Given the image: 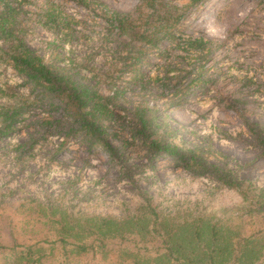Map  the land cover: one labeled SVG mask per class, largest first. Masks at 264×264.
<instances>
[{
    "label": "rangeland",
    "instance_id": "obj_1",
    "mask_svg": "<svg viewBox=\"0 0 264 264\" xmlns=\"http://www.w3.org/2000/svg\"><path fill=\"white\" fill-rule=\"evenodd\" d=\"M11 1L24 41L47 64L117 95L118 122L106 123L102 139L129 145L112 161L82 130L70 132L79 127L72 113L59 101L41 100L0 50V85L13 95L0 97V120L9 106L23 107L9 133L0 134V246H12L16 238L18 249L30 246L47 255L45 264H98V258L66 253L75 235L95 229L101 217L129 235L128 221L144 205L166 221L157 231L149 222L145 237L130 234L138 247L143 241L157 245L158 231L175 225L189 248L193 222L202 215L221 221L232 240L244 239L240 247L256 244L263 261L264 213L250 209H262L264 198L250 183L264 188V0H156L154 8L150 0ZM113 12L141 29H150L148 14L159 21L162 13L176 29L155 44H141L117 34ZM190 37L212 42L206 57L189 50ZM138 107H147L149 131L162 145L186 157L200 155L243 188L223 184L220 172L193 174L166 150L155 154L141 140L133 144L127 126ZM85 233L87 241L97 237ZM115 239L122 243V236ZM203 241L210 243L207 231ZM159 262L152 264H173ZM0 264L19 263L0 250Z\"/></svg>",
    "mask_w": 264,
    "mask_h": 264
},
{
    "label": "trees",
    "instance_id": "obj_2",
    "mask_svg": "<svg viewBox=\"0 0 264 264\" xmlns=\"http://www.w3.org/2000/svg\"><path fill=\"white\" fill-rule=\"evenodd\" d=\"M155 5L156 0L149 1L151 8H154ZM19 15L20 12L11 0H0V50L5 53L4 55H9L11 64L25 78V84L33 90H38L41 100L51 98L59 101L60 107L72 113V116L79 123V127L71 128L70 132L82 130L87 141L94 148L102 147L109 158L114 161L117 156L125 152L129 145V140L119 139L120 144L115 145L111 140L102 139V134L107 129L106 123L118 122L117 115L121 108L116 100L117 95H104L94 87L77 81L73 75H65L55 71L24 41L21 35L22 25ZM153 15L154 13L147 16L154 19L150 20V29H141L131 17L120 12H113L111 21L116 24L117 34L120 37L124 36L141 44H155V40L161 36L170 37L176 26L170 24L165 14L161 13L159 15V21H155ZM185 44L188 45L190 51L206 57V54L211 51L209 45L212 42L204 38L190 37L185 40ZM121 52L123 53L122 49ZM127 58L123 57V59ZM11 96L13 95L9 94L0 85V97ZM22 109L21 105L9 106L6 109L3 118L0 120L3 128H0V134L9 133L23 113ZM151 126L152 119L148 114L147 107L136 108L133 120L128 121L127 126L131 142L134 144V142L141 140L145 148L155 154L166 150L172 156H177V159L181 161L179 166L182 165L193 174L220 172L218 174L223 184L231 188H243L236 177H226L221 167L203 160L200 155L193 152L186 157L177 147L162 145L149 131ZM115 133L117 134L113 136L118 137L119 131ZM260 141L264 142V137L260 136ZM229 174L231 173L227 175ZM250 188L259 190V194L264 198V188L254 186L252 183H250ZM244 196H247V194H244ZM261 205L263 206L262 209L254 207L255 209L250 210H259L264 213V201H261ZM143 208L145 209L143 213L134 215L128 221L130 229L127 232H129V235L136 234L145 237L149 234L146 229L149 222L152 223L154 231H157L158 227L163 226L165 223V217L160 219L159 213L152 206L146 208L143 205ZM118 225L122 228L120 223ZM95 226V229H92L90 225L76 234V242L72 243L73 248L71 250L66 249V253L90 257L91 259L98 258V264H119L120 256L124 257L122 259L123 264H148V262L152 264V262L160 263V260H167L168 263L173 264H227L229 259H232V264H264V260L259 261L261 257H258L259 251L256 244L240 247L244 239L240 237L236 241L232 240V235L230 236L229 232H224L223 227L225 226L221 221L212 222L206 217H202V215H199L193 222V234L188 241L189 248L185 247V241L179 237V228L175 225L162 227V231H158L162 240L157 241V245L153 244L152 247L147 245L145 241H143L142 246L138 247L140 241L137 236L130 237L123 232H116L117 225H114L113 219L109 217L99 218V222ZM206 231L210 236L209 244L202 243ZM85 232L94 233L97 237L87 241L89 234ZM117 236H122V243L120 244L125 243L128 246L129 242H132L134 247L131 245L130 248L122 249L117 239H115ZM61 242L66 243L63 238ZM19 246L15 238L12 246L2 245L0 250L1 253L5 254V258L10 256L14 262L19 264H45L44 258L47 255L41 254L40 250L33 249L30 246L25 249H18ZM113 256L118 257V259L113 260ZM64 257L70 259L71 256L65 254ZM243 258L247 260L246 263L241 262Z\"/></svg>",
    "mask_w": 264,
    "mask_h": 264
}]
</instances>
